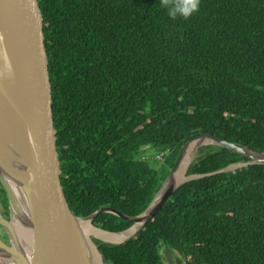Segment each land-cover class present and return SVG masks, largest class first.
Segmentation results:
<instances>
[{
  "label": "trees",
  "instance_id": "16d2710c",
  "mask_svg": "<svg viewBox=\"0 0 264 264\" xmlns=\"http://www.w3.org/2000/svg\"><path fill=\"white\" fill-rule=\"evenodd\" d=\"M37 3L59 179L76 216L140 213L199 133L264 152V0H200L176 20L159 0ZM147 150L166 152L160 167ZM246 160L200 147L186 173L207 175L180 184L135 237L95 240L103 258L165 264V246L185 264H264V165L214 172ZM92 223L114 232L131 221Z\"/></svg>",
  "mask_w": 264,
  "mask_h": 264
},
{
  "label": "water",
  "instance_id": "95a60500",
  "mask_svg": "<svg viewBox=\"0 0 264 264\" xmlns=\"http://www.w3.org/2000/svg\"><path fill=\"white\" fill-rule=\"evenodd\" d=\"M42 24L37 0H0V185L8 209L7 218L0 215L5 236L4 240L0 238V264H93V247L100 263L109 264L95 240L120 244L135 237L180 184L207 175L186 174L200 147L215 145L247 159L214 172L234 171L248 164L264 165L263 151L199 133L179 147L167 175L140 213L128 216L103 206L86 216H76L67 205L59 179ZM189 142L197 150L185 167V177L174 182ZM100 213L128 219L131 224L120 231L104 230L92 223ZM15 220L30 233L26 248L19 241ZM81 220L108 233L122 234L131 227L134 230L119 241H105L94 235L88 237ZM160 252L166 264H185L178 256L172 258L165 246H161Z\"/></svg>",
  "mask_w": 264,
  "mask_h": 264
},
{
  "label": "bare ground",
  "instance_id": "6f19581e",
  "mask_svg": "<svg viewBox=\"0 0 264 264\" xmlns=\"http://www.w3.org/2000/svg\"><path fill=\"white\" fill-rule=\"evenodd\" d=\"M196 147L197 146L193 142L187 143L186 146L184 147L182 159L174 174V179H173L174 182H178L185 177V173H184L185 167L189 162V160L191 159V157L193 156V154L195 153V151L197 150ZM14 222H15L16 231L18 233L19 241L21 245L26 248L30 244V233L27 227L23 226L20 222H18L17 220H15ZM80 223L83 232H85V234H87L88 237L89 235H94L100 238L101 240H105V241H119L124 237H126L127 235H129L130 233H132L134 230V227H131L129 230L125 231L122 234H114V233L104 232L98 228L93 227L87 220H81ZM91 256H92L93 264H101L99 256L97 255L94 247L91 248Z\"/></svg>",
  "mask_w": 264,
  "mask_h": 264
},
{
  "label": "clouds",
  "instance_id": "9594fccd",
  "mask_svg": "<svg viewBox=\"0 0 264 264\" xmlns=\"http://www.w3.org/2000/svg\"><path fill=\"white\" fill-rule=\"evenodd\" d=\"M200 0H159L169 19H187L199 9Z\"/></svg>",
  "mask_w": 264,
  "mask_h": 264
},
{
  "label": "flooded vegetation",
  "instance_id": "af4514ba",
  "mask_svg": "<svg viewBox=\"0 0 264 264\" xmlns=\"http://www.w3.org/2000/svg\"><path fill=\"white\" fill-rule=\"evenodd\" d=\"M0 187H1V185H0ZM4 196H5V193H4ZM5 199H6V197H5ZM6 203H7V201H6ZM0 215L3 216L4 218H7L8 217L7 204H6V206L4 205V197H3V194H2V191L1 190H0ZM0 238L3 239V240L5 239V236L3 234V231L1 229V227H0ZM170 255H171L172 258H174L176 256L172 252H170ZM165 264H166V261H165Z\"/></svg>",
  "mask_w": 264,
  "mask_h": 264
},
{
  "label": "rangeland",
  "instance_id": "374dc122",
  "mask_svg": "<svg viewBox=\"0 0 264 264\" xmlns=\"http://www.w3.org/2000/svg\"><path fill=\"white\" fill-rule=\"evenodd\" d=\"M146 154L148 155V158H150L149 162L151 163V165H156L157 168L161 166V164L158 162H161L163 157H161L160 159H157V160H156V158L153 159L152 155L154 154V152L152 150H147Z\"/></svg>",
  "mask_w": 264,
  "mask_h": 264
},
{
  "label": "built area",
  "instance_id": "2783aa9c",
  "mask_svg": "<svg viewBox=\"0 0 264 264\" xmlns=\"http://www.w3.org/2000/svg\"><path fill=\"white\" fill-rule=\"evenodd\" d=\"M146 148H148V146H144L143 147V149H146ZM164 153H166V152L154 153L152 157L154 159L156 158V160H157V159H160L161 157H163ZM147 157H148V155L146 153H144V154L141 155V158H143V159H146Z\"/></svg>",
  "mask_w": 264,
  "mask_h": 264
}]
</instances>
